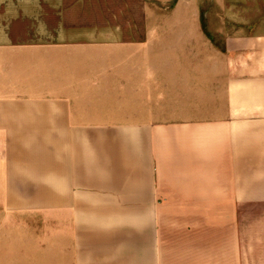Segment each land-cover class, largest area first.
I'll return each instance as SVG.
<instances>
[{"label":"crops","instance_id":"obj_1","mask_svg":"<svg viewBox=\"0 0 264 264\" xmlns=\"http://www.w3.org/2000/svg\"><path fill=\"white\" fill-rule=\"evenodd\" d=\"M0 264H264V0H0Z\"/></svg>","mask_w":264,"mask_h":264},{"label":"rangeland","instance_id":"obj_2","mask_svg":"<svg viewBox=\"0 0 264 264\" xmlns=\"http://www.w3.org/2000/svg\"><path fill=\"white\" fill-rule=\"evenodd\" d=\"M169 4H170V3H169ZM158 5H159V6H158L159 8H162V7H160L161 3H160V4H158Z\"/></svg>","mask_w":264,"mask_h":264}]
</instances>
